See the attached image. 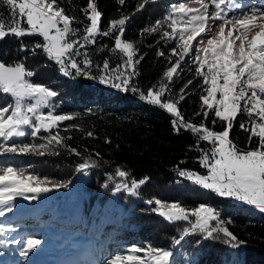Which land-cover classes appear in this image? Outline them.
<instances>
[{"label": "trees", "instance_id": "trees-1", "mask_svg": "<svg viewBox=\"0 0 264 264\" xmlns=\"http://www.w3.org/2000/svg\"><path fill=\"white\" fill-rule=\"evenodd\" d=\"M95 2L102 13V31L107 30L111 19H119L121 12L131 15L123 36L124 40L134 43V60L139 61L135 64L136 74L132 75L131 83L145 94L149 88L158 90L161 82L167 83L163 76L169 67L168 43L161 39V32L142 34V29L153 26L156 20H162L168 14L170 0H151L138 12L136 7L143 0H126L123 6L118 0ZM86 4L87 0H62L61 4L67 14L82 21L72 26L79 30L72 38L82 44L85 43L82 39L84 27L89 23L81 11ZM8 12V7L0 0V17L5 21ZM115 34H97L95 43H86L80 48L82 55L75 57L77 61H83V53H87L92 64L87 75L70 70L73 73L70 76L64 75L60 65L41 50L32 51L34 44L42 42L38 34L7 35L0 39V61L14 64L23 60L26 68L34 72L29 78L32 82L43 83L58 93L46 109L71 115L73 119L59 122L58 127L50 130L51 134L59 131L60 136L71 137L65 143L80 153L77 155L65 147H58L55 151L50 149L43 154L0 153V168L12 166L18 172L23 170L25 178L28 175L42 181L47 178L48 182L41 187L50 188L44 193H25L35 195L33 200L19 196L22 212L4 216L3 220L8 224L25 225L27 229L53 226L87 233L95 239L94 243H111L117 248L127 246V256H145L143 252L131 251L133 247L151 245L169 249L174 253L172 264H264V211L231 197H222L178 174L181 169L206 174L207 170L199 162V149L210 148L209 142L200 141L197 146V137L190 130L174 129L172 121L175 117L167 110L141 98L139 92L113 87L112 83H119V80L101 82L106 60L109 72L117 65L121 66L119 71L125 76L133 72L132 68L125 70L127 58L115 50ZM21 45L26 47L22 49ZM161 48H164L165 55L157 56ZM195 68L192 62L181 64L174 74L170 91L162 99L179 100L180 89L191 80L184 90V98L179 100V110L186 120L196 123L203 120L215 131H222L224 124L218 118L215 125L212 124L213 113L210 112L207 120L203 115H195L201 111L200 97L205 94L203 79L196 75ZM11 101L10 94L0 90V107ZM246 119L243 114L238 116L230 130V139L241 148L248 146L249 133L240 128V121ZM26 131L28 135L16 137L12 142L17 145L41 144L45 143L43 137L49 135L44 129L36 137L31 136L30 128L26 127ZM89 131L92 136L87 135ZM257 142L254 137L252 146ZM0 143H4L2 138ZM88 157L96 162L95 166L77 171V166ZM117 169L128 175L123 178L116 175ZM144 178H147L146 182L138 187L135 195L123 188L115 190L122 182ZM29 183L35 186L34 180ZM52 184L64 186L53 188ZM42 199L46 202H41ZM154 199L179 202L188 210L201 204L211 206L220 213L229 231L244 243L233 247L226 243L228 238L222 234L212 237L200 231L186 234L189 221H169L158 212ZM150 200L153 203H149ZM68 203L72 208L63 210ZM3 207L0 205V210ZM193 219L190 216V221ZM124 264H138V261L126 260Z\"/></svg>", "mask_w": 264, "mask_h": 264}, {"label": "snow or ice", "instance_id": "snow-or-ice-1", "mask_svg": "<svg viewBox=\"0 0 264 264\" xmlns=\"http://www.w3.org/2000/svg\"><path fill=\"white\" fill-rule=\"evenodd\" d=\"M8 7V20L0 17V39L7 35L22 37L36 35L42 37V42L33 45L32 51L41 50L47 57L60 65V71L66 75H87V69L92 61L87 53H83V61H77L76 56L82 55L80 48L86 43H95V36H111L114 33L115 50L121 51L126 60L125 70L132 68L131 75L125 76L119 71L120 65L109 72V63L103 64L101 82L112 83L115 88L125 91L139 92L141 98L152 104L159 105L175 119L172 123L174 129L190 130L197 137V146L200 141L209 142L207 150L200 148L199 162L207 170L206 174L190 170H179L178 174L204 189L212 190L222 197H234L249 205H254L264 211V8H250L243 11L239 0H176L170 4V11L162 20H156L151 27L142 29V34L161 32L162 40L176 41V47L168 52L169 67L164 73L167 83L161 82L158 90L149 88L147 93L142 92L131 83L132 75H135L134 60L136 49L134 43L123 39L125 25L131 15L121 12L119 19H111L107 30H101L100 21L102 13L98 10L95 0H87L86 7L81 8L89 23L84 27L85 35L82 37L84 44L72 37L78 29L72 26L82 23L77 17L67 14V9L62 7V0H2ZM151 0H143L136 7L140 11ZM123 6L126 0H118ZM189 3H196L198 7H189ZM210 8L212 9L210 11ZM119 11V10H118ZM239 12V14H236ZM135 13H132L134 15ZM167 29H171L168 31ZM205 37L206 44H205ZM195 41V45H194ZM24 45H21L23 49ZM193 51L195 52L192 55ZM201 53L203 56L201 57ZM165 52L158 51L157 56H164ZM191 56L192 63L196 65L197 76L202 77L205 94L201 95V111L195 115H203L207 120L210 112L214 114L212 124L216 118L223 122L222 131H215L207 126L205 121L199 123L191 119L186 120L178 108L179 100L184 98L185 88L192 83L187 81L184 88L180 89L179 100L171 98L162 99L165 93L170 91V84L174 74L178 72L181 62ZM175 57L173 60L172 58ZM206 67V71H205ZM107 74V78L105 75ZM34 72L27 69L23 60L14 64L0 61V90L10 94L13 103L0 107V153H25L55 151L58 147L69 148L79 155L76 148H71L65 143L71 137L60 136L59 131L51 134V129L58 127L59 122L73 119L71 115H54L52 111L45 114L41 108L50 106L52 98L58 96L50 86L43 83H34L29 78ZM205 108L207 110H205ZM241 114L247 117L240 121V128L249 133L248 146L241 148L230 139V130L234 122ZM26 127L31 129V136L36 137L41 129L48 130L49 135L43 137L45 143H23L17 145L12 142L16 137H23L29 133ZM67 130V129H66ZM92 136V132L87 133ZM257 143L252 146L253 138ZM110 142V141H109ZM99 156V153L95 154ZM96 162L88 157L77 166V171H85L95 166ZM116 175L126 177L127 172L117 169ZM147 178L132 179L130 183L122 182L116 186V191L121 188L130 194H137L140 185ZM35 181L32 186L31 181ZM28 181V182H26ZM47 178L43 181L38 177L28 175L24 177L23 170L17 171L12 166L0 168V217L5 212L12 211V205L17 196L33 200L36 196H28L25 193H44L50 191L47 186ZM61 184H52V187H61ZM160 214L169 221H189V231H200L208 237L222 234L227 237L226 243L238 247L244 241L229 231L226 222L220 217V213L214 208L201 204L188 210L179 202H164L154 199ZM153 203V201H149ZM190 216L195 217L190 221ZM5 231L0 224V233ZM5 241H0V244ZM7 243L19 244L21 241L11 240ZM179 243V241H177ZM41 244L39 239L29 238L23 242L20 255L27 258L29 253L37 249ZM131 251L143 252L145 256L129 255L128 261H138V264H172L173 251L163 248H153L151 245L145 248L133 247ZM121 256L116 255L104 262V264H120Z\"/></svg>", "mask_w": 264, "mask_h": 264}, {"label": "rangeland", "instance_id": "rangeland-1", "mask_svg": "<svg viewBox=\"0 0 264 264\" xmlns=\"http://www.w3.org/2000/svg\"><path fill=\"white\" fill-rule=\"evenodd\" d=\"M173 2H176V0H170V4ZM184 2L187 3L188 0H184ZM239 3L245 5V7H243L242 9L245 12L249 11L250 8H264V0H239ZM188 6L192 8L198 7L196 3H189ZM211 10L212 9L210 8V11ZM236 14H239V12H237ZM168 31H171V29H168ZM206 39L207 37H205V44ZM167 43L169 46L167 47L170 51L172 47H176L177 42L173 40H167ZM161 51L164 52V48H161ZM194 54L195 52L193 51L192 55ZM202 56L203 54L201 53V57ZM172 59L174 60L175 57H173ZM188 62H192L191 56L186 57L185 61H182L181 64ZM167 69L168 67L166 68V71ZM12 103L13 98L11 103L8 102V104H6L5 106ZM41 111L47 114V112L52 110L41 108ZM53 114L62 115L56 114L54 112ZM231 198L236 199L234 197ZM19 199V196L15 197L12 205V211L5 212L4 216H14L22 212V206L20 205L22 202H20ZM41 202H46V199H42ZM238 202L246 203L240 200H238ZM71 205L72 204L70 203L66 204L63 210H70L72 208ZM158 212L160 213V211ZM4 216L0 217V224H3L5 227V231L3 233H0V241H5V243L0 244V264H104L106 260L116 255L121 256L120 264H124L126 262L125 257H127V246H124L123 248H117L111 243H99V245L98 243H94L93 240L95 239H93L92 236L88 235L87 233H75L73 230L63 229L60 227L52 226L46 229L44 227L36 226L33 227V229H27L25 225L19 226L16 224H8V222L3 220ZM193 218L194 221L195 217ZM29 238L39 239L41 241V244L37 247V249L29 253L27 258H24L20 255V250L23 247V242H25ZM11 240H18L21 241V243H7ZM89 249L91 250L90 252Z\"/></svg>", "mask_w": 264, "mask_h": 264}]
</instances>
